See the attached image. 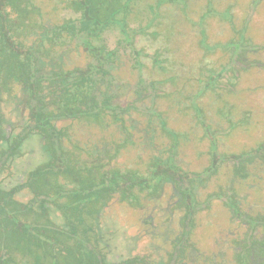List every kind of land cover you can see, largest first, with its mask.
Instances as JSON below:
<instances>
[{
	"label": "rangeland",
	"instance_id": "374dc122",
	"mask_svg": "<svg viewBox=\"0 0 264 264\" xmlns=\"http://www.w3.org/2000/svg\"><path fill=\"white\" fill-rule=\"evenodd\" d=\"M186 1L188 4L186 12L171 10L169 4L165 5L163 21L173 20L175 23L169 25L166 32L168 49H172L163 63L165 70L152 65L149 61L144 66L145 78L158 81L155 86L159 95L156 96L153 105L166 121L167 126L179 133L174 159L185 170L199 172L209 165L211 134L217 152L234 156L235 162L240 154L259 150L260 154L258 152L257 157L247 164L248 177L242 180L234 178L231 187L236 191L235 198L242 212L247 215L248 212L251 215L259 213L264 215V0H210L216 9L230 6L231 12L229 20H222L217 16L207 17L204 24L199 21L198 16L208 0ZM177 2V4L181 3V1ZM33 3L40 5L41 10L44 11L43 20L51 23L60 12L57 0H35ZM19 13L20 18L29 20L28 23L37 22L36 13L27 12L26 9H20ZM141 16L143 13L137 17ZM203 25L205 38L208 41L206 48L212 49L211 46H216L213 51L205 55L203 52L207 49L204 50L198 43ZM243 27L245 40L251 48L246 54L244 53L245 60H242V55L239 54L237 46L239 43H235ZM30 28L31 26H26L21 33H25L23 39L28 45L35 43L40 36L39 29ZM47 45L40 47L42 54L47 51L53 52ZM65 51L67 54L61 58L66 62L67 67L82 66L88 59L87 53L80 47L75 49L70 46ZM1 56L4 58L3 55ZM237 57L242 65L249 63L247 68L238 65L234 67ZM207 70L222 71L223 78L221 83L219 82V87L211 91L212 93L210 90H204L197 97L196 103L200 108L202 121L200 122L196 111L190 105V96L199 88L200 83L207 79L209 72ZM196 71L202 73L197 75ZM114 73L118 86H121L116 96L120 106L122 103L137 104V95L133 88L138 74L137 70L130 67L127 57H124L123 65H120L119 70ZM198 76L199 81L196 80ZM214 86H216L215 82L210 85L211 89ZM229 87H231L230 91ZM11 88V92L0 100V118L3 120L5 132L12 127L13 132L18 131L27 119V110L21 101L20 87L12 83ZM142 103L148 105L149 98L139 101L136 108ZM94 104L91 107V115H87L89 120L74 117L58 122L63 132L65 134L68 132L70 137V139L62 138L64 148L72 154L74 152L75 156L77 154L79 159H88L86 161L88 167L92 166L90 161L98 152L101 162H107L104 168H135L140 172L146 170V163L155 154L161 152L160 156H165L164 150L168 149L169 137L161 133L160 128L156 126L157 119L154 117L151 125L155 127V133L153 138L146 140L144 128L147 125L148 115L135 108L123 116L133 142L124 144L115 153V146L123 140L124 132L116 122L111 123L113 116L109 110L102 111L101 120L91 121L97 119L95 112L97 113L101 102L97 101ZM103 123L106 124L102 125ZM182 135L186 137L181 138ZM45 145L42 136L36 133L29 135L21 144L19 154L9 159V172L7 173L6 167L1 171V187L10 189L22 181L36 164L44 162L48 158ZM0 146H2L1 142ZM113 153L116 155L110 156L112 158L107 161L105 155ZM232 163L234 164V161ZM51 177L49 176V179ZM57 180L61 183L66 182L61 176H58ZM230 180H232V166L224 162L215 175L202 187L196 188L195 192L199 200L210 193H215L216 199L215 197L211 199L208 209L196 213L189 246L184 249V255L177 264H236L231 240L234 241L242 236L246 225L238 221L230 222L229 212L220 201L227 191L229 192ZM38 186L45 188L49 185L47 181L44 183L40 181ZM174 193L173 187L168 182L163 185L160 194L152 197L141 192L137 204L121 199L117 191L113 193L110 200L99 210L98 224L94 226L99 234V248L106 255V259L119 262L134 258L136 260L129 264H167L174 248L173 244L181 235L185 212L183 206L176 203L177 196ZM31 197L32 194L27 188L14 195V198L21 202ZM36 205L33 207L39 208ZM49 207L51 211L48 215L36 213L34 218L36 222L32 223L35 225L34 229L28 230L38 236L39 240L35 241L37 243L26 241L24 228H19L17 224L21 223L20 225L23 226L25 220L32 219L30 216L19 214L15 218L6 217L3 221L0 220V248H9L8 252L14 264H52L51 248H72V257H69L72 264H84L85 257H88L86 262L93 264L96 258L92 253L89 254L90 235L80 239L86 246L75 250L78 248L77 243L68 233L72 217L67 221L53 205ZM85 219L89 220L87 217ZM257 230L262 233L260 227H257ZM27 248L31 251L28 252ZM80 256L82 258H78ZM55 257L58 258L59 264H65L67 261L66 256Z\"/></svg>",
	"mask_w": 264,
	"mask_h": 264
},
{
	"label": "trees",
	"instance_id": "16d2710c",
	"mask_svg": "<svg viewBox=\"0 0 264 264\" xmlns=\"http://www.w3.org/2000/svg\"><path fill=\"white\" fill-rule=\"evenodd\" d=\"M33 1L35 0H0V100L5 94L11 92L12 83H16L21 89V101L27 110V119L16 132H13V127L5 132L3 120L0 118V142L2 144L0 146V173L5 167L7 173L9 172V159L19 154L21 144L31 134L36 133L42 136L46 143L48 158L31 168L25 178L10 189L1 187L0 183V220L3 221L6 217L15 218L19 214L30 216L32 219L25 220L23 226L20 225L21 223L17 224L19 228H24L26 241L37 243L35 241L39 240L38 236L28 230L34 229L35 225L32 223L36 222L34 220L36 213L41 212L48 215L51 211L49 206L53 205L65 220L68 221L72 217L68 233L77 243L78 248L75 250L86 246L80 239L90 235L89 254L92 253L96 258L93 264H129L136 259L129 258L119 262L108 261L106 255L99 248V234L94 227L98 224V212L116 191L120 193L121 199L137 204L141 192L152 197L155 194H160L161 188L168 182L177 196L176 203L181 204L185 210L181 235L173 244L174 248L167 263L177 264V261L184 255V249L189 246L196 213L208 209L211 199L214 197L216 199L215 193H210L199 200L196 196V188L202 187L217 173L224 162H228L232 166V180H230L229 192L227 191L220 201L229 212L230 222L238 221L246 225L242 236L236 240L233 238L234 241L231 240L235 252V263L264 264V215L260 213L251 215L249 212L247 215L242 212L243 210L235 198L236 191L231 187L234 178L242 180L248 177L247 164L257 157L259 150L240 154L235 162L234 156L217 152L213 135L210 136L208 132H205L207 136H210L211 141L209 165L199 172L183 169L174 159L179 133L167 126L166 121L153 105L156 96L159 95L155 86L158 81H152L144 76V66L147 61L164 71L163 63L172 49H168L166 32L168 26L175 23L173 20L163 21L165 5L169 4L171 10L177 9L186 12L187 1L57 0L60 12L57 13V18L52 23L43 20L44 11L41 10L40 5L37 3L35 5ZM177 1H181V3L177 4ZM20 9L36 13L37 22L28 23L29 20L20 18ZM214 9L216 8L208 0L207 5L203 7L198 16L199 21L201 20L204 24L207 17L214 16L220 17L222 20H229L230 6L219 10ZM142 13L143 16L137 17ZM26 26H31L30 29H39L40 32L37 41L30 45L26 44L23 39L25 33L21 34ZM241 29L235 43H239L237 45L239 54L242 55V60H245L244 53L246 54L251 48L245 40L244 27ZM205 37L203 25L198 43L204 50L208 45ZM45 44H48L47 46L53 52L47 51L42 54L40 47ZM70 46L75 49L80 47L87 53L88 59L84 65L66 66V62L61 57L67 54L65 50H68ZM211 48L205 50L203 54L213 51L216 46L213 45ZM124 57L128 58L130 67L137 70L138 74L133 88L137 95L135 106L123 103L120 106L116 97L121 86H118L114 72H117L119 66L123 65ZM247 64L249 65V63L242 65L237 57L234 67L238 65L245 69ZM199 69L201 70V68ZM201 73V71L198 73L196 71L197 75ZM206 78L190 96V105L196 111L200 122H202L199 114L200 108L196 99L204 90H210L212 93L219 87L223 73L222 71H209ZM196 80L199 81L200 77L198 76ZM213 82L216 83V86L211 89L210 85H213ZM228 90L230 91L231 87ZM145 98H149V104L142 103L139 108H136L138 102ZM97 101L101 102V106L97 113L95 112L97 119H91V121L101 120L103 112L109 110L113 116L111 123L116 122L120 130L124 132L123 140L115 146V153L124 144L133 142L123 116L135 108L148 115L147 125L144 128L146 140L150 137L153 138L155 133V127L153 128L151 125L154 117L157 119L156 126L160 128L161 133L169 137L168 149L164 150L165 156H160L161 152L155 154L146 163V170L140 172L135 168H104L107 162H101L99 152L90 161L92 166L88 167L86 162L88 159H79L77 154L78 158L74 152L72 154L71 151L66 150L62 138L70 139L69 133L65 134L58 122L74 117L89 120L87 115H91V107ZM136 101L134 100V102ZM183 137L186 136L182 135L181 138ZM113 155L116 154L105 155L107 161ZM49 176H52L53 179H49ZM58 176L66 179V182H59ZM40 181L41 183L47 181L49 186L39 187L38 182ZM26 188L32 194L31 198L25 202L14 198L17 192ZM35 204L39 208H34ZM86 217L89 219L88 221H86ZM257 227H260L262 233L257 232ZM79 246L81 247L79 248ZM6 247H8L7 244ZM51 249L52 264H59L58 258L55 257L57 255L58 257L66 256L65 264H72L71 258H69L72 257V248ZM8 251L9 248H0V264H14ZM74 257L76 258V255ZM86 259L88 257H85L84 264H91L86 262Z\"/></svg>",
	"mask_w": 264,
	"mask_h": 264
}]
</instances>
